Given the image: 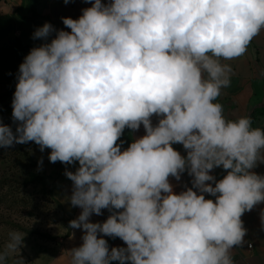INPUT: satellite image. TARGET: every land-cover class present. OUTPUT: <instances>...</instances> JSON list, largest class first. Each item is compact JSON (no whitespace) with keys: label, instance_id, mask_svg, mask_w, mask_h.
<instances>
[{"label":"clouds","instance_id":"obj_1","mask_svg":"<svg viewBox=\"0 0 264 264\" xmlns=\"http://www.w3.org/2000/svg\"><path fill=\"white\" fill-rule=\"evenodd\" d=\"M86 2L78 19L62 17L70 32L47 22L34 31L56 35L19 66L17 127L0 122V148L35 142L52 163L78 162L65 171L82 209L69 226L84 233L71 264H233L247 234L241 217L264 203V175L253 171L264 163V129L226 118L215 101L231 83L222 61L264 31V0ZM141 125L145 135L122 150L124 130ZM216 168L226 170L219 180ZM185 172L192 186L176 193L169 178ZM103 209L106 220L90 222ZM10 237L9 248L22 245L24 235Z\"/></svg>","mask_w":264,"mask_h":264},{"label":"rangeland","instance_id":"obj_2","mask_svg":"<svg viewBox=\"0 0 264 264\" xmlns=\"http://www.w3.org/2000/svg\"><path fill=\"white\" fill-rule=\"evenodd\" d=\"M0 0V122L15 133L12 101L23 52L12 17L2 10ZM122 150L134 140L131 129L120 138ZM120 143V141H118ZM50 149L43 152L35 142L0 148V264H41L54 258L58 240L68 232L69 223L59 202L58 190L73 182L65 171H75L78 162L52 163ZM43 159L42 167L38 161ZM24 235L20 247L11 249L10 233Z\"/></svg>","mask_w":264,"mask_h":264},{"label":"crops","instance_id":"obj_3","mask_svg":"<svg viewBox=\"0 0 264 264\" xmlns=\"http://www.w3.org/2000/svg\"><path fill=\"white\" fill-rule=\"evenodd\" d=\"M106 3V0H102ZM2 10L12 17L18 41L23 50H30L33 47L40 46L43 43L50 42L55 38L56 31H71L66 28L62 22V17H71L78 19L82 15V10L91 7L90 2L86 0H69L66 4L64 0H17L11 2L4 0ZM50 23L56 31H53L48 40L33 39L34 31ZM231 66L230 86L222 89L221 95L217 101L223 105L224 115L228 119H236L241 116L251 117L256 109L264 110V31L255 37L248 45L247 51L239 58L222 61ZM152 122L155 125L158 118L153 116ZM264 129V113L260 114L253 124V128ZM133 139L145 135V130L141 125L138 131L132 130ZM173 147L186 156V150L181 144H174ZM257 174L264 175V163L258 164L253 169ZM217 180L226 175V170L216 168L211 173ZM170 183L174 186V192L179 193L191 187L192 177L187 172L183 173L180 181L170 177ZM195 190V189H194ZM58 199L63 208L64 216L67 222L76 219L82 209L73 207L70 203L72 194V184L67 185L63 190H58ZM207 199H215L209 194H205ZM264 209V203L247 211L241 217L247 234L244 237L245 243L231 250L233 264H264V224L261 221V210ZM103 214L97 216L93 214L90 222H103L110 214L107 209L102 210ZM74 234V236H73ZM82 229H72L69 226L68 232L62 234L58 240L54 258H51L47 264H71L70 250L82 244ZM108 240L109 247H126L119 238L104 237ZM249 245L253 248L250 250ZM46 262H41L45 264ZM110 264H119L118 261H112Z\"/></svg>","mask_w":264,"mask_h":264},{"label":"trees","instance_id":"obj_4","mask_svg":"<svg viewBox=\"0 0 264 264\" xmlns=\"http://www.w3.org/2000/svg\"><path fill=\"white\" fill-rule=\"evenodd\" d=\"M21 47H22V46H21ZM22 49H23V48H22ZM262 113H264V110H261V109H256V110L252 113V115H251V117H250L252 127H253V124H254L255 120L257 119V117H258L260 114H262Z\"/></svg>","mask_w":264,"mask_h":264},{"label":"built area","instance_id":"obj_5","mask_svg":"<svg viewBox=\"0 0 264 264\" xmlns=\"http://www.w3.org/2000/svg\"><path fill=\"white\" fill-rule=\"evenodd\" d=\"M10 1L11 2H16L17 0H10ZM108 2H109V0H106V3H108ZM28 54H29V51L28 50L24 51L23 54H22L23 55V58H25ZM248 247H249L250 250L253 248L252 245H249Z\"/></svg>","mask_w":264,"mask_h":264}]
</instances>
